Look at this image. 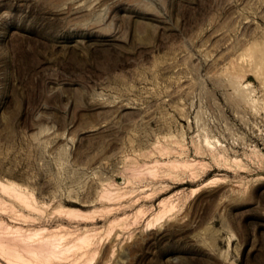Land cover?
Segmentation results:
<instances>
[{"label": "rangeland", "instance_id": "1", "mask_svg": "<svg viewBox=\"0 0 264 264\" xmlns=\"http://www.w3.org/2000/svg\"><path fill=\"white\" fill-rule=\"evenodd\" d=\"M0 182V264H264V0H0Z\"/></svg>", "mask_w": 264, "mask_h": 264}, {"label": "bare ground", "instance_id": "2", "mask_svg": "<svg viewBox=\"0 0 264 264\" xmlns=\"http://www.w3.org/2000/svg\"><path fill=\"white\" fill-rule=\"evenodd\" d=\"M0 192L2 194H4V195H8L9 197L10 196L11 197L13 196L15 198V200H18V202L20 201V203H22L25 207H29V208H32L33 207L32 202L27 199L26 194H24L20 190V188L16 184H14V183H6L5 184L3 182H0ZM59 237L60 236L57 237V236L52 235L50 238H43V240L42 239H39L38 241H40V242H43V241L50 242L51 244H53L54 249L56 251V250H58L60 248L57 247L56 245H54V243H56V241H58V238ZM13 253H14L13 256H15L17 259H19V260L22 259V256L18 253V251H14ZM56 255H57V253H56ZM52 256H54V255H52Z\"/></svg>", "mask_w": 264, "mask_h": 264}]
</instances>
